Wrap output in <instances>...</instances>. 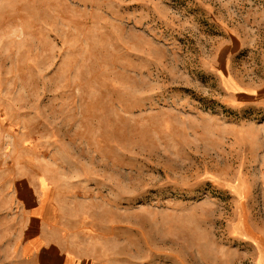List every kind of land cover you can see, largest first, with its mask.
I'll list each match as a JSON object with an SVG mask.
<instances>
[{
  "label": "rangeland",
  "instance_id": "obj_1",
  "mask_svg": "<svg viewBox=\"0 0 264 264\" xmlns=\"http://www.w3.org/2000/svg\"><path fill=\"white\" fill-rule=\"evenodd\" d=\"M263 56L264 0H0V192L47 177L100 264H259L264 111L225 77Z\"/></svg>",
  "mask_w": 264,
  "mask_h": 264
},
{
  "label": "crops",
  "instance_id": "obj_2",
  "mask_svg": "<svg viewBox=\"0 0 264 264\" xmlns=\"http://www.w3.org/2000/svg\"><path fill=\"white\" fill-rule=\"evenodd\" d=\"M262 69L263 78L259 79L256 76L245 77L244 72L234 75L231 69L227 70L226 97L241 108L264 111V56ZM49 183L41 173L33 177H17L10 179L7 188L0 192L2 210L9 220V256L15 264H100L94 257L83 255L78 246L69 245L64 230L52 222L50 217L55 204L47 189ZM238 185L241 193L237 195L241 200L247 184L241 177L235 186ZM249 234L246 237L260 251L259 264H264V242H258L254 235Z\"/></svg>",
  "mask_w": 264,
  "mask_h": 264
}]
</instances>
